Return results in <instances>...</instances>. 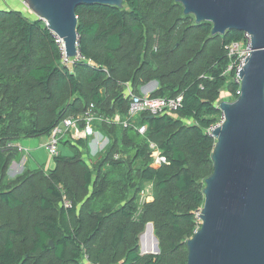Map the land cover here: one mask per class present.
<instances>
[{
	"label": "trees",
	"instance_id": "trees-1",
	"mask_svg": "<svg viewBox=\"0 0 264 264\" xmlns=\"http://www.w3.org/2000/svg\"><path fill=\"white\" fill-rule=\"evenodd\" d=\"M26 15L0 10V264H186L185 242L200 227L195 212L213 169L215 140L206 131L220 121L221 91L226 101L237 98L233 73L224 72L234 60L227 47L243 34L212 37L210 24H196L175 0L84 5L76 9L79 58L65 64L45 22ZM152 81L151 97L182 101L171 115H140L144 135L97 121L112 142L94 164L75 150L53 157L49 171L7 179L15 142L47 137L91 105L98 116L124 120L127 89L140 95ZM150 143L165 164L152 167ZM147 184L153 199L139 206ZM147 223L155 256L139 254Z\"/></svg>",
	"mask_w": 264,
	"mask_h": 264
},
{
	"label": "water",
	"instance_id": "water-1",
	"mask_svg": "<svg viewBox=\"0 0 264 264\" xmlns=\"http://www.w3.org/2000/svg\"><path fill=\"white\" fill-rule=\"evenodd\" d=\"M24 1L53 36L62 40L67 59L79 56V6H123V0ZM175 2L196 24H210L212 37L231 31L249 34L251 48L237 76L239 95L217 106L223 120L211 131L213 169L204 180V203L197 216L200 227L185 242L186 264H264V0ZM147 231L155 245L144 253ZM153 231L147 223L139 236L141 256L159 254Z\"/></svg>",
	"mask_w": 264,
	"mask_h": 264
},
{
	"label": "built area",
	"instance_id": "built-area-1",
	"mask_svg": "<svg viewBox=\"0 0 264 264\" xmlns=\"http://www.w3.org/2000/svg\"><path fill=\"white\" fill-rule=\"evenodd\" d=\"M20 3L24 8H27V4L24 0H16ZM242 38L240 41L232 42L228 45V56L233 58V62L226 68L224 74L229 72L233 73V80L238 85V90L236 92L237 96L240 92V79L237 78L239 70L244 65V60L250 53V36L247 33H242ZM58 41V40H57ZM59 43V42H58ZM79 57V56H78ZM63 62L73 59H67L63 54ZM76 59V58H75ZM78 59V58H77ZM66 61V62H65ZM72 62V61H71ZM128 96L130 97V101L127 109V116L124 120H121L119 116H114L113 119L109 120L103 118L101 116L96 115L92 111V105L87 108L82 115H78L76 117L69 116L60 121L54 128L51 130L50 134L46 137V140L43 143L44 150L48 153V155L52 157H56L59 154L58 148L60 143L64 140L67 133L72 129H82V134L84 137H89L94 134L95 130V122H114L117 124H121L124 128L133 127L138 134L144 135L146 132L145 125H135V120L140 117L142 114H147L148 116H160L163 114H173L177 111V109L181 106L182 98L181 96H177L175 98H166V97H151L147 94H134L130 90H128ZM221 100V99H220ZM219 104V103H218ZM223 120L222 114L220 121L216 124L219 125ZM215 125V126H216ZM209 128L206 133L208 136L212 137L211 131L214 127ZM213 138V137H212ZM151 149L150 157L152 158V167L156 168L162 164H165L166 158L158 151L156 146L152 143L149 145ZM21 150V148H18ZM153 199V184H147L144 189H142L139 193L138 204L142 206L144 203H148ZM66 205H69L67 202ZM199 211L195 212L196 218L199 215ZM200 222V220H199ZM198 230V229H197ZM195 230V232L197 231Z\"/></svg>",
	"mask_w": 264,
	"mask_h": 264
},
{
	"label": "crops",
	"instance_id": "crops-1",
	"mask_svg": "<svg viewBox=\"0 0 264 264\" xmlns=\"http://www.w3.org/2000/svg\"><path fill=\"white\" fill-rule=\"evenodd\" d=\"M4 1L0 0V10L8 9ZM20 6L23 7L21 4ZM156 89L157 82H150L140 88V93L150 95ZM45 140L46 137H38L23 138L15 142V145L21 148V150H18L17 158L12 160L9 165L6 173L7 179H14L26 169L35 170L40 168L44 171H49L54 168L53 157L48 155L43 148ZM63 142L66 146L65 149L71 152V154L62 155L64 153H62L59 145V156H72L75 150H79L84 160L94 164L105 154L112 141L108 135L100 130H96L92 136L84 137L82 129L78 128L70 130Z\"/></svg>",
	"mask_w": 264,
	"mask_h": 264
},
{
	"label": "rangeland",
	"instance_id": "rangeland-1",
	"mask_svg": "<svg viewBox=\"0 0 264 264\" xmlns=\"http://www.w3.org/2000/svg\"><path fill=\"white\" fill-rule=\"evenodd\" d=\"M4 2H6V6L9 8V7H11V8H14V9H17V10H20L21 12H24V13H26L27 15L26 16H28V17H31V18H34V17H36L32 12H30V10H27L26 8H24V7H21L20 6V4L16 1V0H5ZM59 42V45H62V43L60 42V41H58ZM77 58H79V57H77ZM76 58V59H77ZM76 59H73V60H76ZM73 60H70V61H65L66 63L65 64H69L71 61H73ZM229 96H228V94H227V91L226 90H222L221 91V93H220V99H222V100H224V99H227ZM226 101V100H225ZM66 148V146H65V143L64 142H61L60 143V149H61V151H62V153H64V154H62V155H69V154H71V152H69L68 150H66L65 149ZM145 230V226H144V228H143V231ZM142 231V232H143ZM141 232V233H142ZM140 233V234H141ZM147 234H148V239H150V238H152L153 239V237H152V235L150 234V231H147L146 232ZM140 236V235H139ZM139 236H138V244H139V249H140V241H139ZM150 242V241H149ZM148 242V243H149ZM143 245H144V239H143Z\"/></svg>",
	"mask_w": 264,
	"mask_h": 264
},
{
	"label": "bare ground",
	"instance_id": "bare-ground-1",
	"mask_svg": "<svg viewBox=\"0 0 264 264\" xmlns=\"http://www.w3.org/2000/svg\"><path fill=\"white\" fill-rule=\"evenodd\" d=\"M58 41H60L62 43L61 48H62V51H63V54H64L63 42H62V40H58ZM154 245H155L154 244V239H152V238L148 239V234L146 233L145 236H144V245H143L144 253H149L151 251L150 249L154 248Z\"/></svg>",
	"mask_w": 264,
	"mask_h": 264
}]
</instances>
